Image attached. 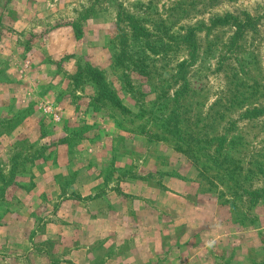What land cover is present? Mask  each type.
Segmentation results:
<instances>
[{
  "label": "rangeland",
  "instance_id": "obj_1",
  "mask_svg": "<svg viewBox=\"0 0 264 264\" xmlns=\"http://www.w3.org/2000/svg\"><path fill=\"white\" fill-rule=\"evenodd\" d=\"M133 181L261 235L264 0H0V264H119Z\"/></svg>",
  "mask_w": 264,
  "mask_h": 264
},
{
  "label": "crops",
  "instance_id": "obj_2",
  "mask_svg": "<svg viewBox=\"0 0 264 264\" xmlns=\"http://www.w3.org/2000/svg\"><path fill=\"white\" fill-rule=\"evenodd\" d=\"M68 32L69 29L52 31L46 40L57 41L56 45H80V40L63 36ZM129 185L139 192H133L134 201L121 207L119 264H253L251 254L264 263V229H257L262 233L256 235L230 221L226 224L216 204L201 205L188 199L178 206L166 203L171 197H182L171 185L162 190L142 183L137 187L135 181ZM122 194L123 190L116 196L121 199ZM142 194L150 203L139 198ZM128 208L133 210V217L128 216ZM175 211L180 213L177 218ZM214 251L231 256L223 261L212 254Z\"/></svg>",
  "mask_w": 264,
  "mask_h": 264
},
{
  "label": "trees",
  "instance_id": "obj_3",
  "mask_svg": "<svg viewBox=\"0 0 264 264\" xmlns=\"http://www.w3.org/2000/svg\"><path fill=\"white\" fill-rule=\"evenodd\" d=\"M218 21L225 22V19L219 18ZM77 36H80V33H78ZM88 71H90V74H91V77L93 78V80L97 83V85H99L100 90L102 92H105V90H107V87H106V85L104 83L105 82L104 75H102V73H100L99 71H94V70H89V69H88ZM102 96H104L106 99H109L114 104H117L118 106L123 107L122 103L112 93H111V95L107 94V93L106 94L104 93V95H102Z\"/></svg>",
  "mask_w": 264,
  "mask_h": 264
}]
</instances>
